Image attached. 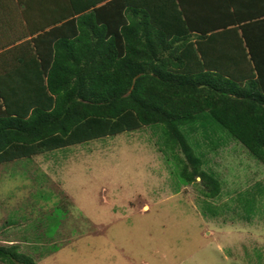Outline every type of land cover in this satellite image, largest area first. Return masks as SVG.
<instances>
[{"label":"trees","instance_id":"16d2710c","mask_svg":"<svg viewBox=\"0 0 264 264\" xmlns=\"http://www.w3.org/2000/svg\"><path fill=\"white\" fill-rule=\"evenodd\" d=\"M19 6L51 20L0 52V164L157 125L183 180L213 198L221 180L184 131L204 114L264 163V0ZM25 248L0 242V261L42 264Z\"/></svg>","mask_w":264,"mask_h":264},{"label":"rangeland","instance_id":"374dc122","mask_svg":"<svg viewBox=\"0 0 264 264\" xmlns=\"http://www.w3.org/2000/svg\"><path fill=\"white\" fill-rule=\"evenodd\" d=\"M184 131L218 196L144 126L0 164V237L42 264H264V163L207 114Z\"/></svg>","mask_w":264,"mask_h":264},{"label":"crops","instance_id":"0c3cea01","mask_svg":"<svg viewBox=\"0 0 264 264\" xmlns=\"http://www.w3.org/2000/svg\"><path fill=\"white\" fill-rule=\"evenodd\" d=\"M19 1H28V0H0V52L7 50L9 48H14V46L19 45L24 40L30 39L32 37V30L39 32L40 27L49 22L51 17H43L40 24L33 25L30 20H35L36 14L31 12H26V17L20 18L21 15L18 12L22 11L23 7L19 6ZM41 1V0H34ZM39 4H34V7L37 9ZM41 10V9H40ZM42 15V12L40 13ZM6 15H10V20L6 18ZM5 17V18H4ZM36 21V20H35ZM38 22V21H37ZM31 24V29L28 27V24ZM32 27H35L32 29ZM37 28V29H36ZM19 36V37H17ZM24 36V37H22ZM16 38V42L14 41ZM3 43V45H1ZM18 206V204H17ZM148 205H144L143 208H147ZM8 237H0L1 243H8L7 240H14L16 243L19 242L14 239V235H6ZM7 238V239H6Z\"/></svg>","mask_w":264,"mask_h":264}]
</instances>
